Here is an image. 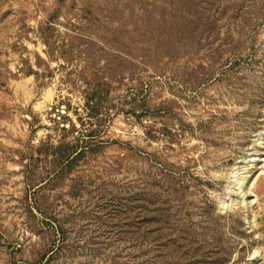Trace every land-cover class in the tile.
I'll use <instances>...</instances> for the list:
<instances>
[{
    "label": "rangeland",
    "instance_id": "374dc122",
    "mask_svg": "<svg viewBox=\"0 0 264 264\" xmlns=\"http://www.w3.org/2000/svg\"><path fill=\"white\" fill-rule=\"evenodd\" d=\"M0 264H264V0H0Z\"/></svg>",
    "mask_w": 264,
    "mask_h": 264
}]
</instances>
